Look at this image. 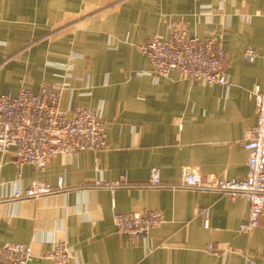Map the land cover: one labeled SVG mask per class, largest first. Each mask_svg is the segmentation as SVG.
<instances>
[{"label": "crops", "instance_id": "crops-1", "mask_svg": "<svg viewBox=\"0 0 264 264\" xmlns=\"http://www.w3.org/2000/svg\"><path fill=\"white\" fill-rule=\"evenodd\" d=\"M175 22L202 39L222 38L229 88L153 73L141 48L169 36ZM248 48L258 53L253 62ZM263 80L264 0H0V94L69 83L62 110L70 117L79 105L98 110L109 146L58 154L43 171L0 152V245H32L30 264H55L45 253L58 241L78 259L67 264H264V217L252 234L239 230L250 208L243 195L83 189L122 176L144 184L154 167L169 184L187 169L245 178L242 139L257 123L251 91ZM60 177L74 189L8 200L16 188L38 179L56 186ZM145 209L163 210L166 222L146 235L117 231L115 213Z\"/></svg>", "mask_w": 264, "mask_h": 264}, {"label": "built area", "instance_id": "built-area-1", "mask_svg": "<svg viewBox=\"0 0 264 264\" xmlns=\"http://www.w3.org/2000/svg\"><path fill=\"white\" fill-rule=\"evenodd\" d=\"M141 50L149 57L152 71L157 75L166 77L176 71L190 81L221 84L228 88L231 86L221 37L202 39L175 22L169 36L155 35ZM246 57L253 62L258 53L254 48H248ZM72 69L71 65L70 74ZM68 88L69 83L44 82L37 92L22 87L18 95L0 94V152L11 153L18 165H32L43 171L58 154L71 157L84 150H107L109 146L105 138V123L98 110L79 105L71 117L62 110L64 92ZM251 96L255 100L257 123L242 139L243 147L249 152V172L245 178L226 179L217 175L205 177L197 170L187 169L180 182L169 184L163 182L160 170L154 167L149 182L144 184L131 183L126 176H122L115 181L96 180L83 189L158 187L229 193L234 199L243 195L250 208L248 218L239 230L244 234H252L264 217V80L254 87ZM70 189L74 187H68L62 177L56 186L38 179L27 189L16 188L8 200L18 202L39 199ZM2 200L6 199L0 197ZM209 214L207 209L206 227L209 226ZM114 222L121 234L146 235L151 229L162 226L166 219L163 210L145 209L115 213ZM209 249L217 254L222 252L217 251L214 245H210ZM32 257V245L17 242L0 245V264H30ZM45 257L55 264L78 262L75 252L66 241L56 242L45 253Z\"/></svg>", "mask_w": 264, "mask_h": 264}]
</instances>
